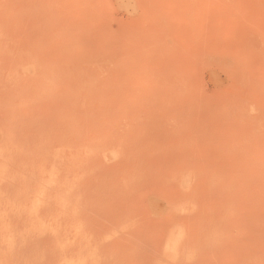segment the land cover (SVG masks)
Wrapping results in <instances>:
<instances>
[{"label":"rangeland","instance_id":"obj_1","mask_svg":"<svg viewBox=\"0 0 264 264\" xmlns=\"http://www.w3.org/2000/svg\"><path fill=\"white\" fill-rule=\"evenodd\" d=\"M263 30L264 0H0V264H264Z\"/></svg>","mask_w":264,"mask_h":264},{"label":"bare ground","instance_id":"obj_2","mask_svg":"<svg viewBox=\"0 0 264 264\" xmlns=\"http://www.w3.org/2000/svg\"><path fill=\"white\" fill-rule=\"evenodd\" d=\"M182 6H183V5H182ZM178 7H179V6H178ZM185 12H186V11H185ZM179 13H180V12H179ZM177 14H178V13H177ZM184 19H185V17H184ZM184 19H183V20H184ZM189 22H190V21H189ZM190 23H191V22H190ZM260 26H261V25H260ZM180 27H181V26H180ZM263 31H264V30H263ZM261 36H262V35H261ZM190 38H191V37H190ZM261 39H262V38H261ZM188 41H189V40H188ZM181 42H182V41H181ZM185 42H186V41H185ZM187 43H188V42H187ZM175 44H176V43H175ZM179 44H180V43H179ZM188 44H190V43H188ZM162 45H163V44H162ZM176 47H177V46H176ZM176 47H175V48H176ZM176 49H177V48H176ZM244 49H245V48H244ZM185 50H186V49H185ZM250 50H251V49H250ZM250 50H249V51H250ZM170 51H171V50H170ZM257 51H258V50H257ZM171 52H172V51H171ZM184 54H185V53H184ZM248 54H249V53H248ZM254 54H256V53H254ZM260 54H263V53H260ZM256 55H257V54H256ZM170 56H171V54H170ZM170 56H168V57H170ZM244 56H245V55H244ZM175 57H176V56H175ZM171 58H172V57H171ZM241 59H242V58H241ZM253 59H254V58H253ZM137 60H138V58H137ZM167 60H168V59H167ZM176 60H177V58H176ZM180 60H181V59H180ZM57 61H59V60H57ZM162 61H163V60H162ZM168 61H169V60H168ZM62 62H63V61H62ZM141 62H142V61H141ZM163 62H164V61H163ZM170 62H173V61H170ZM250 62H251V61H250ZM261 62H262V61H261ZM56 63L58 64L59 62H56ZM182 63H183V62H182ZM54 64H55V63H54ZM59 64H61V61H60ZM152 64H153V63H152ZM177 64H178V62H177ZM177 64H176V65H177ZM235 64H236V63H235ZM254 64H256V63H254ZM52 65H53V64H52ZM63 65H64V64H63ZM158 65H159V64H158ZM60 66H61V65H60ZM174 66H175V65H174ZM255 66H256V65H255ZM65 67H66V66H65ZM156 67H158V66H156ZM160 67H161V66H160ZM164 67H165V66H164ZM178 67H179V66H178ZM168 68L170 69V66L167 67V69H168ZM171 68H172V67H171ZM225 68H226V67H225ZM53 69H54V67H53ZM169 69H168V70H169ZM172 69H173V68H172ZM172 69H171V70H172ZM249 69H250V68H249ZM254 70H255V69H254ZM162 71H163V70H162ZM172 71H173V70H172ZM255 71H257V70H255ZM244 72H245V71H244ZM176 73H177V72H176ZM179 73H180V72H179ZM169 74H170V72H169ZM234 74H235V73H234ZM52 75L55 76L53 70H52ZM137 75H138V74H137ZM230 75H231V74H230ZM259 75L261 76V74H259ZM56 76H59V74L57 75V72H56ZM64 76H65V75H64ZM177 76H178V75H177ZM248 76H249V74H248ZM251 76H253V75H250V77H251ZM46 77H47V76H46ZM179 77H180V76H179ZM243 77H244V76H243ZM44 78H45V77H44ZM49 78H50V77H49ZM50 79H51V78H50ZM55 79H56V77L54 78V81H55ZM115 79H116V78H115ZM243 79H245V78H243ZM253 79H257V78H253ZM58 80H59V79H58ZM142 80H143V79H142ZM262 80H263V79H262ZM38 81H39V79H38ZM41 81H42V78H41ZM41 81H40V83H42ZM83 81H84V80H83ZM83 81L81 82V87H80V85H79V89L85 87V92H86V91L88 92V93L86 92L87 94L85 95L84 103H83V106H85V107L88 108V107H90V106H86V105H84V104H85V103L90 104V103L92 102L90 99H92L93 96L96 95L95 91L98 89V87H97L95 84L90 83L89 80H87L86 85H85V82H83ZM243 81H245V80H243ZM43 82H45V81H43ZM75 82H76V81H75ZM113 82H114V81H113ZM113 82H112V83H113ZM147 82H148V81H147ZM147 82L145 81V84H146ZM253 82H254V81H253ZM40 83H38L39 85H37V86H40V88H41L44 84H43V85H40ZM54 83H55V82H54ZM78 83H79V82H78ZM78 83H76V84H78ZM243 83H244V82H243ZM249 83H250V82H249ZM260 83H261V81H260ZM74 84H75V83H74ZM258 84H259V83H258ZM250 85H251V84H250ZM250 85H249V86H250ZM47 86H48V85H47ZM52 86H53V85H52ZM153 86H154V85H153ZM163 86H164V85H163ZM188 86H189V85H188ZM249 86H248V87H249ZM251 86H252V85H251ZM113 87H114V86H113ZM160 87H161V86H160ZM254 87H255V85H254ZM263 87H264V86H263ZM40 88H39V89H40ZM43 88H44V86H43ZM51 88H52V87H51ZM70 88H71V87H70ZM70 88H67V89H70ZM113 89H114V88H113ZM254 89H255V88H254ZM42 90H43V89H42ZM46 90H47V88H46ZM48 90H49V89H48ZM89 90H91V93H93V95H92L91 93L89 94V92H90ZM155 90H156V89H155ZM234 90H235V88H234ZM249 90H250V88H249ZM249 90H248V91H249ZM43 91H45V89H44ZM61 91H62V89H61ZM65 91H67V90H65ZM65 91L63 90V92H65ZM68 91H69V90H68ZM72 91L74 92L75 89H73ZM70 92H71V90H70ZM70 92H65V93H67V94H64V96H65V95H69L68 93H70ZM73 92H71V93H73ZM59 93H61V92H59ZM135 93H136V92H135ZM146 93H147V92H146ZM153 93H154V92H153ZM157 93H159V92H157ZM246 93H247V92H246ZM261 93H262V92H261ZM61 94H62V93H61ZM73 94H74V93H73ZM88 94H89V95H92V96H89ZM97 94H98V93H97ZM139 94H140V93H139ZM150 94H151V93H150ZM196 94H197V93H196ZM71 95H72V94H71ZM99 95H100V94H98V95L96 96V98H97ZM233 95H234V94H233ZM249 95H250V94H249ZM262 95H264V94H262ZM262 95H261V96H262ZM70 97L72 98V96H70V95H69V99H66V98H65V99H66V102H67V100L70 101V102H72L71 100H73V98L70 100ZM103 97H104V96H103ZM74 98H75V97H74ZM107 98H108V97H105V98L100 97V98H99V102H100L99 106H100V105H103V106H104V105H107V107H108V105H109V107L111 108V107H112L111 105H113V104L115 105V102L112 101L113 99L111 100V98H110V99L108 98L109 101L111 100V101L109 102ZM236 98H237V97H236ZM97 99H98V98H97ZM148 99H149V98H148ZM261 99H262V98H261ZM59 100H60V99H59ZM115 100H116V99H115ZM238 100H239V99H238ZM61 101H62V99H61ZM122 101L124 102V100H122ZM235 101H237V99H236ZM64 102H65V100H64ZM70 102H68V104H71ZM111 102H112V103H111ZM119 102H121V101H119ZM185 102H186V101H185ZM249 102H250V101H249ZM94 103H96V102H94ZM109 103H111V104H109ZM117 103H118V102H117ZM166 103H167V102H166ZM180 103H181V102H180ZM239 103H240V102H239ZM64 104H65V103H64ZM64 104H63V102H61V105L64 106ZM66 104H67V103H66ZM66 104H65V106H67ZM120 104H121V103H120ZM124 104H126V103H124ZM153 104H154V103H153ZM163 104H164V103H163ZM57 105H58V103H57ZM94 105H95V104H94ZM114 105H113V106H114ZM147 105H148V104H147ZM206 105H207V104H206ZM206 105H205V106H206ZM237 105H238V104H237ZM68 106H70V105H68ZM68 106L66 107V109H68ZM91 106H92V105H91ZM123 106H124V105H123ZM184 106H185V105H184ZM184 106L182 105L183 108H185ZM56 107H57V106H56ZM73 107H74V106H72V107L70 106L69 109H68V112H67V113H66L67 110L63 111L64 109L61 110L60 112H62V113H64V114H68V115H69V112H70V114H72V113L74 114V113H75L74 111L71 112ZM85 107H84V108H85ZM107 107L105 106V108H104L106 111H108V110L106 109ZM207 107H208V106H207ZM148 108H149V107H148ZM158 108H159V107H158ZM58 109H61V108H58V107H57V109L54 110V107H53V109H52V110H54L53 113H54V112L56 113V110H57V112H58ZM104 109H103V113H102L103 116H104V114H107V113H108V112L105 113L106 111H105ZM112 109H113V107H112ZM114 109H115V108H114ZM156 109H157V108H156ZM259 109H260V108H259ZM69 110H70V111H69ZM87 110H89V109H86V111H87ZM90 110H91V107H90ZM97 110H98V109H97ZM160 110H161V109H160ZM174 110H175V108H174ZM78 111H79V110H78ZM86 111H85V112H86ZM112 111H113V110H112ZM112 111L110 110V112H112ZM154 111H155V110H154ZM203 111H204V110H203ZM88 112H89V114H90L91 111H88ZM100 112H101V110L98 112V114H96L97 112H95L96 116L99 115V114L101 115ZM123 112H124V111H123ZM131 112H132V111H131ZM179 112H180V111H179ZM205 112H206V111H205ZM58 113H59V112H58ZM80 113H81V112H80ZM82 113H84V112H82ZM152 113H153V110H152ZM154 113H155V112H154ZM157 113H158V112H157ZM189 113H190V112H189ZM262 113H263V112H262ZM56 114H57V113H56ZM56 114H55V115H56ZM60 114H61V113H59L58 115H60ZM64 114H62V115H64ZM77 114H79V113H77ZM77 114H76V115H77ZM95 114H94V115H95ZM142 114H143V113H142ZM195 114H196V113H195ZM205 114H206V113H205ZM52 115H53V117H55L54 114H52ZM62 115H60L61 117L56 115V118L59 117V118H58L59 120H60V118L65 119L64 116L62 117ZM76 115H75V119H76V117H77ZM83 115H84V114H83ZM83 115H81V116H82L81 118L84 117ZM85 115L87 116V114H85ZM100 115H99V116H100ZM178 115H179V114H178ZM10 116H12V115L10 114ZM69 116H71V115H69ZM69 116H68V117H69ZM99 116H97V117H99ZM116 116H117V115H116ZM129 116H130V115H129ZM131 116H132V115H131ZM53 117H52V118H53ZM65 117L67 118V115H66ZM73 117H74V115H73L71 118H73ZM79 117H80V116H79ZM91 117H92V116H91ZM97 117H96V118H97ZM104 117H107V115H105ZM177 117H178V116H177ZM192 117H193V116H192ZM10 118H11V117H9V119H8L9 121L12 120V119H10ZM87 118H88V117H87ZM87 118H86V119H87ZM101 118L103 119V117H101ZM156 118H157V117H156ZM182 118H183V117H182ZM187 118H188V117H187ZM53 119H54V118H53ZM58 119L56 120V123H59V122L61 123V121H59ZM63 119H61L62 122H64ZM67 119H68V118H67ZM67 119L65 120V122H68ZM77 119H78V118H77ZM88 119H89V118H88ZM91 119H92V118H91ZM203 119H204V118H203ZM144 120H145V119H144ZM204 120H205V119H204ZM206 120H207V119H206ZM53 121H54V120H53ZM53 121L51 120V122H53ZM58 121H59V122H58ZM71 121H72V120H71ZM75 121H76V120H75ZM78 121H79V119H78ZM78 121H77V122H78ZM100 121H103V120H100ZM136 121H137V120H136ZM51 122L48 121V122H47L48 124L45 123L44 126L46 127V125H49V123H51ZM65 122L63 123L64 125H65ZM91 122H92V121H91ZM96 122H97V120H96ZM171 122H172V121H171ZM183 122H184V121H183ZM185 122H186V121H185ZM189 122H190V120H189ZM200 122H201V120H200ZM200 122H199V123H200ZM203 122H204V121H203ZM93 123H94V121H93ZM6 124H7L8 126L5 125V127H9V128L11 127V125L9 126L8 123H6ZM51 124H53V123H51ZM61 124H62V123H61ZM71 124H72V123H71ZM71 124H70V126L67 125V129H68V130H69V128L71 127ZM73 124H75V122H74ZM57 125H59V124H57ZM64 125H62V126H58L57 130L54 128V129L56 130L55 132H56V136H57V137H58V136L61 137L60 133H62V132L64 131L62 128L65 129V126H64ZM169 125H170V124H169ZM201 125H202V124H201ZM201 125H200V126H201ZM18 126H19V125H17V127H18ZM20 126H21V125H20ZM44 126H43V127H44ZM53 126H54V125H53ZM63 126H64V127H63ZM68 126H69V128H68ZM75 126H76V125H74V127H75ZM13 127L15 128V125H14ZM21 127H22V126H21ZM45 127H44V128H45ZM48 127H50V126H48ZM54 127H56V126H54ZM59 127H62V128L59 129ZM138 127H139V126H138ZM14 128H13V129H14ZM44 128H43V129H44ZM50 128H52V126H51ZM10 129H12V127H11ZM10 129H8V128L6 129V128H5V131L7 130V132H8V131H9V132H12V131L14 132V130H15V129H14V130H13V129L10 130ZM17 129H21V128H17ZM46 129H47V128H45V130H46ZM58 129H59V130L62 129V131L59 132V135L57 134V133H58V132H57ZM71 129H72V128H71ZM71 129H70V131H72ZM199 129H200V128H199ZM25 130H26L27 133H28V128H26ZM39 130L41 131V128L38 129V131H37L38 134H37V135H39ZM45 130H44V131H45ZM139 130H140V129H139ZM173 130H174V129H173ZM193 130H194V129H193ZM18 131H19V130H18ZM66 131H67V130H66ZM178 131H179V130H178ZM186 131H187V130H186ZM13 132H12V133H9L8 135L13 134ZM46 132H47V130H46ZM48 132H49V131H48ZM166 132H167V131H166ZM168 132H169V131H168ZM172 132H173V131H172ZM196 132H197V131H196ZM3 133H4V132H3ZM3 133L0 134V136H2ZM18 133H21V132L19 131ZM170 133H171V132H170ZM185 133H186V132H185ZM193 133H194V132H193ZM4 134H5V133H4ZM6 134H7V133H6ZM6 134H5V135H6ZM14 134H15V133H14ZM22 134H23V132H22ZM22 134H19V135H22ZM47 134H48V133H47ZM172 134H173V133H172ZM194 134H195V133H194ZM5 135L2 136V139H3V137H5ZM8 135H6V136H8ZM15 135H16V134H15ZM19 135H18V136H19ZM45 135H46V134H44V136H45ZM50 135H51V134H50ZM183 135H184V134H183ZM191 135H193V134H191ZM10 136H11V135H10ZM22 136H23V135H22ZM39 136H40V135H39ZM41 136H43V134H41ZM46 136H47V135H46ZM48 136H49V135H48ZM48 136H47V137H48ZM52 136H53V135H52ZM24 137H26V136H23V137L20 139V136H19V137L17 138V141H18V140L21 141V140L23 139V142H24ZM35 137H36V135H35ZM49 137H50V136H49ZM49 137H48V139L51 140V137H50V138H49ZM57 137H56V138H57ZM60 137H59V138H60ZM137 137H138V136H137ZM167 137H168V136H167ZM177 137H178V136H177ZM182 137H183V136H182ZM31 138H32V137H31ZM36 138H37V137H36ZM41 138H42V137H41ZM45 138H46V137H45ZM168 138H169V137H168ZM175 138H176V137H175ZM7 139H8L7 141L9 142V144L7 143V145H9V146H7V147L10 148V147L13 146V145H10V143H11V141H12V136L10 137V139H11L10 141H9V137H8ZM48 139H46V141H47ZM52 139H54V136H53ZM171 139H172V138H171ZM4 140H5V139H4ZM26 140H27V139H26ZM178 140H179V139H178ZM1 141L3 142V144L6 143V140H5V141L1 140ZM1 141H0V142H1ZM31 141H34V138L31 139ZM41 141L43 142L44 140H41ZM172 141H173V140H172ZM15 142H16V141H15ZM23 142H21V144H23ZM29 142H30V141H29ZM35 142H36V140H35L34 142H32V145H33V146H34V145H37L36 143H38V142H36V143H35ZM44 142H45V141H44ZM44 142L42 143L43 148L46 146V145L44 146ZM147 142H148V141H147ZM167 142H168V141H167ZM179 142H180V141H179ZM19 143H20V142H19ZM26 143H27V142H26ZM148 143H149V142H148ZM161 143H162V142H161ZM0 144H1V143H0ZM11 144H12V143H11ZM16 144L19 145L18 142H17ZM38 144H39V143H38ZM40 144H41V143H40ZM40 144H39V145H40ZM139 144H140V143H139ZM162 144H163V143H162ZM181 144H182V143H181ZM5 145H6V144H5ZM47 145H48V144H47ZM163 145H164V144H163ZM173 145H174V144H173ZM0 146H3L2 149H1L2 151L0 150V151H1V153H0L1 156H0V157H2L1 160H3V157H4V156H6V157H4V158H7V157H12L13 155H16V154L19 155V154H18V151H17V150L15 151V149H14V151L16 152V154H13V155L11 156V155L8 154V150H9V149H8V150L6 149V150H7V155H6V152H5V155H4L3 152L5 151V150H4L5 147H4V145H0ZM26 146H27V145H26ZM29 146H31V142H30V145H29ZM33 146H31L32 148L30 147V149L32 150V151H31L32 154L37 150V148H36V150H35ZM42 146H41V148H40L41 150L43 149ZM148 146H149V145H148ZM159 146H160V145H159ZM159 146H158V147H159ZM161 146H162V145H161ZM186 146H187V145H186ZM164 147H166V146H164ZM168 147H169V146H168ZM172 147H173V146H172ZM27 148H28V146H27ZM27 148H26V149H27ZM162 148H163V147H162ZM16 149H19V150H20L19 152H21V155H19V156H23V155H24V152L26 151V150L24 151L25 147L22 148L23 151H24L23 153H22L21 149L18 148V146H17ZM30 149L28 148V150H30ZM40 149L38 148V151H39ZM44 149H45V152L43 151L44 153L42 152V153H41L42 155H43V154H46V150H47V148H44ZM159 149H160V148H159ZM164 149H165V148H164ZM3 150H4V151H3ZM10 150H11V149H10ZM10 150H9V151H10ZM144 150H145V149H144ZM148 150H149V149H148ZM151 150H152V149H151ZM184 150H185V149H184ZM187 150H188V149H187ZM14 151H13V153H14ZM33 151H34V152H33ZM145 151H146V150H145ZM153 151H154V150H153ZM27 152H28V151H27ZM27 152H25V153H27ZM36 152H37V151H36ZM36 152H35V153H36ZM47 152H48V151H47ZM135 152H137V151H135ZM143 152H144V151H143ZM163 152H164V151H163ZM185 152H186V151H185ZM49 153H50V152H48L47 154L49 155ZM145 153H146V152H145ZM171 153H172V152H171ZM2 154H3L4 156H3ZM11 154H12V152H11ZM22 154H23V155H22ZM30 154H31V153H29L28 155H30ZM32 154H31V156H32ZM36 154H37V153H36ZM47 154H46V155H47ZM163 154H164V153H163ZM34 155H35V154H34ZM42 155H41V156H42ZM137 155H139V154H137ZM148 155H151V154H148ZM44 156H45V155H44ZM158 156H159V155H158ZM23 157H24V156H23ZM32 157H34V156H32ZM28 158H29V157H28ZM38 158H39V156H38ZM26 159H27V155H26ZM120 159H121V158H120ZM11 160H12V159H11ZM123 160H124V159H123ZM7 161H8V160H7ZM20 161H21V160H20ZM20 161H18V162H20ZM28 161H29V160H28ZM33 161H35V160H33V159L30 158V162L33 163ZM1 162H2V161H1ZM3 162H4V161H3ZM3 162H2V163H3ZM8 162H9V161H8ZM23 162H24V161H23ZM121 162H122V161H121ZM6 163H7V162H6ZM9 163H10V162H9ZM9 163H8V164H9ZM27 163H28V162H27ZM27 163H26V164H27ZM28 164H29V163H28ZM28 164H27V166H28ZM67 164H68V163H67ZM122 164H123V163H122ZM63 165H64V164H63ZM119 165H121V163H120ZM3 166H4V164L0 166V169H2ZM25 166H26V165H25ZM6 167H7V166H6ZM6 167L4 168L5 171H6V169H7V170L9 169V166H8V168H6ZM65 167H66V166H65ZM69 167H70V166H69ZM89 167H90V166H89ZM21 168H22V166H21ZM58 168H59V167H58ZM4 169H2V170H4ZM24 169H28V168L24 167ZM11 170H12L13 173H16V172H17V171H15L14 169H11ZM17 170H19V169H17ZM88 170H89V169H88ZM14 171H15V172H14ZM23 171L25 172V170H23ZM26 171H27V170H26ZM2 172H3V171H2ZM10 172H11V171H10ZM10 172H8V173H10ZM12 172H11V173H12ZM19 173H20V170H19ZM19 173H16V174L19 175ZM21 173H22V174H21ZM21 173H20V174L23 176V172H22V171H21ZM0 174H2V173H0ZM94 174H95V173H94ZM99 174H100V173H99ZM3 175H4V174H3ZM3 175H0V176H1V177H4ZM24 175H25V174H24ZM89 176H90V175H89ZM11 178H13V177H11ZM18 178H19V176H18ZM18 178H17V181H16L17 183L15 182L16 178H15V180H14V182L17 184V187H18V185H19L18 182H20L21 179H22L23 177L21 178V176H20V178H19L20 181H18V180H19ZM89 178H90V177H89ZM98 178H99V176H98ZM103 178H104V177H103ZM6 179H7V178H6ZM13 179H14V178H13ZM10 180H11V179H10V176H9V182H10ZM88 180H89V179H88ZM94 180H95V179H94ZM97 180H98V179H97ZM6 181L8 182V180H6ZM12 181H13V180H12ZM56 181H57V180H56ZM59 181H60V180H59ZM65 181H66V180H65ZM65 181H63V182H65ZM99 181H100V180H99ZM9 182H8V183H9ZM61 182H62V181H61ZM63 182H62V185H64ZM106 182H107V181H106ZM8 183H7V185H9L11 188H12V187H16V186H14L15 184L13 185L12 182H10V183H12V186L10 185V183H9V184H8ZM91 183H92V181H91ZM121 183H123V182H121ZM60 184H61V183H60ZM21 185H22V181H21V183H20L19 186L21 187ZM23 185H24V184H23ZM104 185H105V184H104ZM71 186H72V185H71ZM71 186H70L69 188H71ZM96 186H97V185H96ZM7 187H8V186H7ZM10 187H9V189H8V188H5V189L12 190L13 188L11 189ZM20 187H18V188H20ZM83 187H84V186H83ZM21 188H22V187H21ZM99 188H100V187H99ZM23 189H24V188H23ZM103 189H104V187H103ZM16 190L21 191V189H17V188H16ZM16 190H12L13 192H10L11 194L9 193V197H10V196L13 197V195H14L13 193H14V191H16ZM70 190H71V189H70ZM95 190H97V189H95ZM100 190H101V189H100ZM5 191H6V190H5ZM105 191H106V190H105ZM3 192H4V191H3ZM6 192H7V191H6ZM8 192H9V191H8ZM8 192H7V193H8ZM17 192H18V191H17ZM17 192H16V193H17ZM98 192H100V191H98ZM4 193H5V192H4ZM4 193H3V194H4ZM7 193H6V195H4V196H5L4 199H6V197L8 196ZM55 193H57V192H55ZM64 194H65V193H64ZM68 195H69V194H68ZM83 195H84V194H83ZM57 196H58V194H57ZM57 196H56V197H57ZM59 196H62V195H59ZM59 196H58V197H59ZM12 197L10 198V200L14 202V199H15L16 196L13 197L14 199H13ZM19 197H21V196H17V199H15V200H17L18 202H20L19 200H21ZM56 197H55V198H56ZM7 198H8V197H7ZM18 198H19V199H18ZM21 198H23V197H21ZM61 198H63V196H62ZM61 198H59V199L57 198V200H58V201L60 200V202H61ZM67 198H68V197H67ZM83 198H84V197H83ZM83 198H82V199H83ZM2 199H3V197H2ZM2 199H1V201H4V200H2ZM12 199H13V200H12ZM65 199H66V198H65ZM8 201H9V200H8ZM17 201H15V202H17ZM23 201H25V200H23ZM18 202H17V203H18ZM60 202H59V203H60ZM10 203H11V202H10ZM61 203H62V202H61ZM61 203H60V204H61ZM2 204H3V203H2ZM62 204H63V203H62ZM12 205H13V204H12ZM15 206H16V203H15ZM17 206H23V204L21 205V202H20V204L18 203ZM48 206H49V204H48ZM53 206H54V205H53ZM61 206H63V205H61ZM12 207H13V206H12ZM9 208H10V207H9ZM7 209H8V208L6 207V210H7ZM10 209H11V208H10ZM18 209H19V208H18ZM23 209H24V208H23ZM23 209H22V210H23ZM70 209L72 210V208H70ZM20 210H21V209H19V211H20ZM7 211H8V210H7ZM11 211H12V210H11ZM13 211H14V209H13ZM15 211H16V210H15ZM25 211H26V210H25ZM25 211H24V213H25ZM54 211H55V210H54ZM74 211H75V210H74ZM0 212H2V211H0ZM21 212H23V211H21ZM26 212H27V211H26ZM4 213H5V212H4ZM4 213H3V214H4ZM8 213H9V212H8ZM24 213H18V214L15 213V214H16V215H20V214H22L21 216H23ZM66 213H67V212H66ZM75 213H77V212H75ZM75 213L72 212V214H75ZM4 215H5V214H4ZM4 215H3V216H4ZM64 215H65V214H64ZM64 215H63V217H64ZM76 215H77V214H75V216H76ZM8 216H9V215H8ZM11 216L14 217V216H15L14 213H13ZM21 216L19 217V219L21 218ZM25 216H26V215H25ZM25 216H24V217H25ZM27 216H28V214H27ZM27 216H26V217H27ZM0 217H1V216H0ZM6 218H8V217H6ZM59 218H60V217H59ZM11 219H13V218H11ZM15 219L18 220L17 218H15ZM25 219H26V218H25ZM25 219L23 218V219H22V223H21L20 225H18V226L23 225V221H24ZM77 219H78V218H77ZM20 220H21V219H20ZM20 220H19V221H20ZM65 220H66V219H65ZM78 220H79V219H78ZM19 221H17V224H18ZM20 222H21V221H20ZM24 222H25V221H24ZM77 223H79V222H77ZM4 224H5V222H4ZM9 224H10V223H9ZM11 224H12V222H11ZM17 224H16V225H17ZM26 224L28 225V223L25 222V225H23L22 227H23V228H24V226L26 227V226H27ZM79 224H80V223H79ZM8 226H9V225H8ZM2 227H3V226H2ZM10 227H11V226H10ZM76 227H77V226H76ZM76 227H75V228H76ZM75 228H74V229H75ZM0 230H2V229L0 228ZM18 230H19V229H18ZM10 231H11V230H10ZM19 231L22 232L23 230H22V231L19 230ZM76 231H77V229H76ZM0 233H2L1 235L4 234V233L1 232V231H0ZM8 233H9V232H8ZM20 234H21V233H20ZM8 235H9V234H8ZM10 235H11V234H10ZM23 235H24V234H23ZM6 236H7V235H6ZM9 237H10V236H9ZM9 237H8V239H9ZM22 238H23V237H22ZM22 238H21V241L23 240ZM1 239H2V238H1ZM3 239H4V238H3ZM6 239H7V238H6ZM10 240H11V239H10ZM1 241H2V240H1ZM21 241H20V242H21ZM6 242H7V241H6ZM6 242H5V244H7ZM8 242H9V240H8ZM10 242H11V241H10ZM2 243H3V242H2ZM11 243H12V242H11ZM11 243H10V246H12ZM76 243H77V242H76ZM3 244H4V243H3ZM79 244H80V243H78V245H79ZM0 245H1V244H0ZM8 245H9V244H8ZM0 248H1V247H0ZM6 249H8V248H6ZM6 249H5V250H6ZM3 252H4V250H3ZM5 252H6V251H5ZM5 252H4V253H5ZM6 253H7V252H6ZM8 258H9V256H8Z\"/></svg>","mask_w":264,"mask_h":264}]
</instances>
